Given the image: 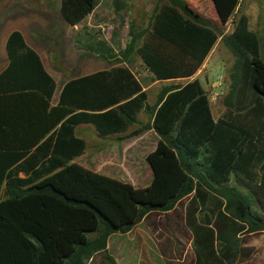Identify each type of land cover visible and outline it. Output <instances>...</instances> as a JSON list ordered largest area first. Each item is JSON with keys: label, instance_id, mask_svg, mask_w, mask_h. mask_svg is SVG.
Here are the masks:
<instances>
[{"label": "trees", "instance_id": "trees-1", "mask_svg": "<svg viewBox=\"0 0 264 264\" xmlns=\"http://www.w3.org/2000/svg\"><path fill=\"white\" fill-rule=\"evenodd\" d=\"M211 1L219 24L183 0H160L152 23L130 31L123 56L136 54L155 81H172L152 105L131 70L111 66L68 80L51 106L54 80L19 32L8 36L9 65L0 75V264H86L106 253L111 235L186 198L194 264H234L252 255L239 236L264 232V205L255 195L264 192V31L260 38L246 16L236 18L240 0ZM95 7L96 0H61L59 17L79 26ZM232 18L231 33L223 35ZM219 37L233 63L225 113L215 121L197 79L174 81L192 78ZM89 49L112 59L100 44ZM23 111L30 115H15ZM41 111L45 116L34 119ZM140 112L161 149L148 159L149 186L135 188L72 164L85 151L75 126L112 135L135 124ZM29 139L39 145H26ZM232 178L243 191L230 186Z\"/></svg>", "mask_w": 264, "mask_h": 264}, {"label": "rangeland", "instance_id": "rangeland-1", "mask_svg": "<svg viewBox=\"0 0 264 264\" xmlns=\"http://www.w3.org/2000/svg\"><path fill=\"white\" fill-rule=\"evenodd\" d=\"M96 6L97 9L92 18L84 20L81 25L68 27L60 24L56 30L57 35L40 37L44 42L48 41L50 43L54 72L59 78L63 76L68 79L76 77L83 72L82 62L84 59H90L92 65L96 61H103L92 49H89V47L94 49L100 44L106 50H112L111 61H103L106 67L127 65L142 86H149L147 94L150 103L153 104L159 89L169 83H160L159 88L156 85H152L155 80L145 70L139 57L136 54H131L125 58L123 52L130 41V31L133 34L138 33L152 23L155 9L161 6L160 0L151 5H148L147 0H96ZM263 7L264 0H241L236 14L237 18L241 13L247 11L249 26L251 30H255L259 34L260 38L263 37L264 31ZM100 9L105 10L102 12ZM100 15H103L101 19H99ZM222 46L220 42L218 48ZM224 60H226L227 64L208 66L200 74L204 88H206L205 83L212 81L215 77H219L218 79L221 81L222 90L215 97V101L212 104L215 119L223 117L225 113L223 99L229 92L233 58L227 49L224 50ZM174 83L183 82L176 80ZM217 108L221 109V114L219 115L216 114ZM147 124L135 134L136 136H143V138L134 142L131 146L116 147L112 143L109 146L89 148L84 157L75 159L72 164L92 175L101 176L116 182L131 183L135 188L149 186L153 179V172L148 159L160 152L161 149L159 150V138L153 132H144L147 130L144 129ZM230 186L237 187L243 191L233 178L230 181ZM255 195L256 199L264 205V192L256 189ZM187 202L188 199L186 198L177 204V214L184 207L186 208ZM167 222L168 226H166ZM167 222H164L163 226L168 229L170 227V232L163 230L159 232V235L164 234L167 239L178 237L179 241L175 245V250L178 253H182L188 238L178 234L174 230L172 223ZM160 241V246L164 247L166 245L164 240L161 239ZM239 246L250 247L253 249V253L248 259H238L234 264H264V232L240 235ZM127 250L129 251V249ZM122 256H127L126 259L122 257L124 264H140V255L130 258V255H125L124 253ZM107 257H110L107 251L106 253H99L89 259L86 264H112ZM111 259L113 260V258ZM188 259L190 260L189 255Z\"/></svg>", "mask_w": 264, "mask_h": 264}, {"label": "crops", "instance_id": "crops-1", "mask_svg": "<svg viewBox=\"0 0 264 264\" xmlns=\"http://www.w3.org/2000/svg\"><path fill=\"white\" fill-rule=\"evenodd\" d=\"M183 1H185L188 7L192 9L198 16L219 24V19L211 0ZM154 2H158V0H147L148 5H151ZM60 3L61 0H0V75L6 70L9 65V59L6 51L7 38L12 32L17 31L22 35L25 44L39 56L46 73L55 82L56 87L50 100L51 106L57 105L63 84L68 80L109 69L106 67V64L103 61H96L92 65L90 59H84L82 62L83 72L76 77L65 79L62 76L61 78H59L58 75L54 72L55 70L52 66V49L50 43L48 41L44 42V40L40 39V37H51L53 34L57 35L56 30L58 26L60 24H62V26L66 25L63 21H61L59 17ZM96 9L97 6L94 8L92 13L86 17V19L90 20ZM100 10L104 12L105 9ZM262 14L264 16V7L262 10ZM240 15L246 16L247 19L249 16L247 11H244ZM102 17L103 15H100L99 19H101ZM248 28L250 31L256 32L255 30H251L249 26V20ZM223 29V35L231 33L233 29V18L225 26H223ZM220 40L221 37L217 39L216 44L205 58L203 64L198 70V72L200 73H196L192 78L187 80H178L180 82H183L184 84L194 79H197L199 81L201 87L209 97L210 111L212 118L215 121L217 120V118H214L212 104L215 101V97H217L219 92L222 90V87L220 85L221 81L220 79H218L219 77H215L212 79V81H208V83H205L206 88H204V83L200 77V74L202 70H204L208 66H219L227 64L226 60H224V50H226V48L224 46H222L223 48H218ZM120 67L128 68L127 65ZM171 82L172 81H155L152 83V85H156L159 88L160 83L165 84ZM142 88L143 91L147 93L149 86H142ZM147 97L148 104L152 105L149 101L148 94ZM216 114H221L220 108L216 109ZM15 115L27 116L30 114L23 111L22 113L16 112ZM44 116L45 113L42 111L33 113L34 119L38 118L41 120V118H43ZM147 122L148 117L140 112L136 116L135 124L128 127L124 132L107 136H100L94 126L91 124H80L75 126L74 137L82 140L85 147L84 153L75 159L84 157L87 153V149L89 148H99L104 145L109 146L112 145V143L116 147L131 146L134 142H137L138 140L143 138V136H136L132 134L138 132L139 129H142V127L147 124ZM28 126V123L25 124V129H28L30 131ZM32 130L36 132L37 130H40V127L37 130L35 128ZM19 132H21V130H19ZM144 132L154 133L152 129L145 130ZM24 142L26 145L31 147H37L39 145L32 144V139L24 140ZM176 212L177 205L173 210L166 213H150L146 215L131 231L125 234L111 235L107 240L106 251L108 252L110 257L113 258L114 263L124 264L123 258L126 259L127 256L125 257L122 255H124L125 253V255H130V258H133L136 255H140V264H194V255L191 250L192 234L185 224V207L180 213L177 214ZM167 221L172 223L174 230L178 234L188 238L187 244L185 245L182 253H178L175 250V245L179 241L178 237L175 236V239H167V237H164V234L159 235V232L163 230L167 231L168 233L170 232L171 228H166V226H168ZM164 222H167L165 227L163 226ZM161 239H163L166 244L164 245V247L160 246ZM127 249H129V251ZM187 254L190 257V260L188 259ZM120 258H122V260H120Z\"/></svg>", "mask_w": 264, "mask_h": 264}]
</instances>
